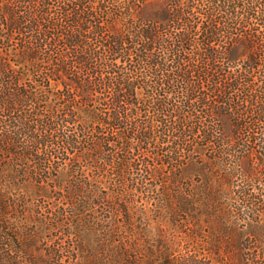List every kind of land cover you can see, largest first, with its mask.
Returning a JSON list of instances; mask_svg holds the SVG:
<instances>
[{
	"label": "trees",
	"instance_id": "1",
	"mask_svg": "<svg viewBox=\"0 0 264 264\" xmlns=\"http://www.w3.org/2000/svg\"><path fill=\"white\" fill-rule=\"evenodd\" d=\"M0 264H264V0H0Z\"/></svg>",
	"mask_w": 264,
	"mask_h": 264
},
{
	"label": "rangeland",
	"instance_id": "2",
	"mask_svg": "<svg viewBox=\"0 0 264 264\" xmlns=\"http://www.w3.org/2000/svg\"><path fill=\"white\" fill-rule=\"evenodd\" d=\"M174 253L178 255H186L195 259V241H190L184 237L176 236L173 241Z\"/></svg>",
	"mask_w": 264,
	"mask_h": 264
}]
</instances>
